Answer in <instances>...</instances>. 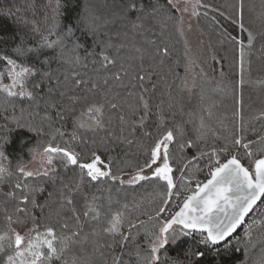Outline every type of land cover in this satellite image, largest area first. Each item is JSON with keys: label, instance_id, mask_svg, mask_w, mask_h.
I'll return each instance as SVG.
<instances>
[{"label": "trees", "instance_id": "1", "mask_svg": "<svg viewBox=\"0 0 264 264\" xmlns=\"http://www.w3.org/2000/svg\"><path fill=\"white\" fill-rule=\"evenodd\" d=\"M124 2L61 0L57 17L56 0H0V55L7 54L13 58L12 50L21 40L28 47L37 46L41 35H47V30L56 22L54 17L61 25H75L78 17L88 13L99 18L95 35L81 23L73 37L83 46L78 55L84 59L72 67L86 81L85 84L76 86L72 76L64 82L69 66L60 60L58 50L44 49L38 58L30 55L27 61L18 62L52 71L53 76L60 77L59 87L53 79L34 89L32 83L41 79V72H37L28 85L29 90L36 94L35 100L8 97L0 91V152L4 153L0 166L13 173L0 184V235L5 232L11 235L9 225L14 229L12 221L21 215L15 210L18 201L8 196L9 192L16 191L14 184L24 179L17 171L18 167L31 163L35 154L49 144L71 148L80 154L81 162L95 152L104 161L103 167L111 164L113 172L124 176L144 164L149 149L165 129H174L179 124L185 133L184 136L177 134L178 142L169 146L174 179L178 185L170 200L164 201L159 194L163 190V182L154 179L135 184L111 180L90 182L86 179L81 192L75 195L74 203L76 214L81 215L82 220L80 238L70 245L62 259L54 258L51 264H65L73 257L87 264H113V257L121 253L123 264H137L135 247L139 244L141 250L147 248L144 230L153 228L154 221L150 217H155L162 201L166 210L159 218L161 224L180 209L187 196L195 191L197 183L202 185L209 179V169L217 159L225 163L232 155H237L251 170L255 159L264 158V0H244L243 29L236 15L238 0H200L208 7L199 12L197 23L206 36L211 59L195 64V84L188 98L184 86L190 67V49L181 29L177 8L171 0H137L145 7L144 27L133 30L130 21L139 15L137 9L131 10L127 20L115 16ZM206 8L211 9V13ZM150 12L154 15H148ZM214 15L221 17L223 22ZM35 28L39 31H34ZM249 32L254 37L251 45L247 39ZM241 40L244 42L242 67L238 47ZM109 41L113 47L107 49V53L115 63L101 69L100 53ZM137 48L141 51L137 52ZM164 48H167V54L163 53ZM0 73L5 74L3 83L11 82L2 62ZM114 73L121 75L119 81L114 78ZM137 75L144 79H136ZM50 88L53 90L51 97ZM60 92H66V95L61 97ZM68 96L77 99L69 100ZM140 96L148 101L149 110L142 108ZM50 98L57 100L61 104L59 111L66 114L57 115L58 110L49 107ZM91 103L103 104L104 126L76 129L77 139L73 140V121ZM112 103L117 105L115 109L111 107ZM209 109L211 116L208 115ZM190 112L196 113L191 118L192 123H188ZM200 115L211 131L206 130L207 135L197 147L181 150L179 142L195 138ZM48 116L50 120L46 118ZM120 116L125 117L123 122ZM57 128L64 133L62 137L56 133ZM53 135H56L55 140ZM234 139H240L241 145H234ZM243 144L249 147L245 149ZM213 150L217 155H201V151L211 154ZM247 152H252L253 156H248ZM189 160L193 164L183 167ZM55 170V180L43 175L27 180L33 188L42 189L33 193L37 206H27L33 223L29 224V230L35 228L43 232L45 225H53L60 233L64 220L70 228L76 227L72 219L73 206L60 207V192L67 191L65 185L70 187L77 181L79 169L62 165ZM182 174L184 180H181ZM92 197H95L94 202ZM90 204L101 212L98 221L82 215L89 210ZM263 205L264 200L227 245H201L199 241L203 234L195 232L167 245L169 257L182 264H189L193 259L195 264H264ZM116 211L123 212L127 221L136 226L130 227L127 221L125 223V235L130 231L135 238L127 245L119 243L118 237L113 240L103 231ZM9 216L11 221L7 219ZM63 231L71 235L70 231ZM94 231L97 235H93ZM85 237L88 238L86 242ZM196 250L206 252L202 261L191 257V252Z\"/></svg>", "mask_w": 264, "mask_h": 264}, {"label": "snow or ice", "instance_id": "2", "mask_svg": "<svg viewBox=\"0 0 264 264\" xmlns=\"http://www.w3.org/2000/svg\"><path fill=\"white\" fill-rule=\"evenodd\" d=\"M51 2V0H50ZM198 6L208 7V5H201L200 0H196V4L193 6V15H199L196 11ZM61 8V0H56V12L57 17L59 15V9ZM155 8V6H154ZM236 15L240 19L241 29L244 28L243 24V12H244V0H238L236 6ZM132 9H137L139 15H137L134 21H130L131 28L133 30L142 29L144 27L145 19V7L142 4H138L137 0H125L121 5V9L115 16L122 20L129 18V13ZM187 9H185L186 11ZM148 15H154V12L148 13ZM56 22L47 30V35H41L40 43L35 47H28L26 42L21 40L12 50L14 57L10 55H0V62H2L7 68V77L10 78L11 83L5 84L2 82V77L5 74L0 73V91L7 94L8 97H27L28 99L35 100L36 94L33 90H29L28 85L33 82V78L37 72H41V79L39 82L32 83L33 88H39L45 81H51L53 79L57 82V87L61 84L59 76H53L52 71H43L37 68L35 65H28L26 63H19L18 61H27L30 55L37 58L41 55L44 49H56L58 50L60 60L68 65L70 71L68 75L64 76V82H67L69 76L74 77V84L80 86L85 84L79 74L76 72L72 65H78L84 58L78 55V51L81 44L77 43L73 39L75 31L79 24L83 23L88 28V31L95 35L98 31V20L93 13H88L86 16L78 17L75 25H61L59 20L54 17ZM34 31H39L35 28ZM248 44L251 45L254 37L252 33H248ZM69 40L71 44L69 45ZM113 47L111 41H109L101 50L100 56V68L106 69L108 65L115 63L113 57L107 53V49ZM123 47V45H121ZM241 67L244 57V42L243 40L238 42ZM137 52L141 49L137 48ZM164 54H167V48L163 50ZM71 53L72 55H69ZM47 63V61H45ZM125 75L127 73L125 72ZM116 80L121 79L119 73H114ZM136 79L143 80L144 77L137 75ZM107 83V81H105ZM243 83V81H241ZM18 89V90H17ZM52 89H49V96L51 97ZM59 95L64 97L66 92H60ZM69 100L75 101V96H68ZM142 108L149 110V103L143 96L139 97ZM49 107L56 108L57 115L63 116L66 113L59 111L61 104L55 99L48 101ZM111 107L115 109L117 105L111 104ZM211 109L208 110V115L211 116ZM188 123H192V117L196 116V113L190 112ZM104 106L99 103L88 104L83 111L73 121L74 130L71 134L73 140L77 139L76 129H94L104 126ZM51 119L50 116L46 117ZM119 119L123 122L124 116H120ZM144 117L141 116L140 120L143 121ZM199 125L196 127L195 138L188 139L183 142H179V147L183 150L185 147H197L199 142H202L207 135V131H211L205 123L204 117L200 115L198 117ZM163 120V117H161ZM42 129H36L41 131ZM207 130V131H206ZM56 133L61 137L64 133L57 128ZM177 134L184 136L183 127L179 124L173 128H167L159 136L148 152V159L143 165H138L135 172L129 174L128 184H134L141 181H147L154 179L162 183V191L159 193L164 201L170 200L174 194V190L178 188L174 179V169L172 167L173 161H171L170 143H177ZM52 139H56V135L52 136ZM240 139H234V145H241ZM245 149L249 147L248 144L242 145ZM35 153V149L32 150ZM264 151V149H262ZM46 157V163L51 165L50 169H45L42 173L33 171H26L23 166L18 167L17 171L23 180H18L14 184V189L8 193L9 197L16 199L18 205L16 207L17 213H22L25 219L28 218L27 206L31 204L36 207V201L33 193L42 189L33 188L31 183H28V178H35L40 175L49 177L52 180L56 179L54 159H58L61 164L67 168L68 166H75L79 169V176L77 181L72 186L65 185L67 191L61 190L60 192V207L64 208L66 205L72 207V219L76 223L75 228H70L67 220H64L61 224L62 231L57 232L55 226L45 225V230L39 232L33 228L29 230L28 235H22L15 229H11L9 225V231L4 235H0V264H51L55 258L57 260L62 259L70 245L80 238L79 229L82 227L81 215L76 214L74 207L75 195L81 192L85 180L90 182H101L103 180H111L124 184L125 180L122 176L112 171L111 164L106 167H101L104 161L95 152L85 162H81V156L71 148L52 146L49 144L43 150ZM248 156H253L252 152L246 153ZM201 155H217L213 150L211 154L201 151ZM4 153L0 152V158H3ZM216 167L211 171V179L204 183L202 186L197 183L195 191L187 196L184 200L182 207L179 211L175 212L169 219L165 220L162 224L159 223V218L165 207L162 206L156 210L155 217H150V220L154 221L153 228L151 230L145 228V237L147 239V248L141 250L140 245L135 247V255L137 257V264H182L180 261L173 260L169 257L167 252V245L180 240L182 237L191 235L192 233L199 232L203 234V238L199 241L201 245H220L221 242L228 244V240L232 234L244 221L245 217L253 210L258 201L264 200V158L255 159L254 172L249 167H245L237 155H232L225 163H220L219 159L216 160ZM189 164H193V161L189 160L183 167L187 168ZM195 166V165H194ZM145 167L152 169L151 175L145 174ZM123 171V170H120ZM50 172L52 173L49 176ZM13 176V173L6 168L0 166V184L6 182L8 177ZM185 177L181 175V180ZM191 183V181H188ZM19 192V195H17ZM51 195V194H50ZM91 200L94 202L95 197ZM19 205H24L20 207ZM84 217H91L92 220L98 221L101 217V212L95 207L89 205V210H86L82 214ZM223 217V218H222ZM11 221L12 217H7ZM25 219H18L17 223L23 224ZM127 218L123 212H114L107 221V226L103 231L108 234L113 240L119 238V243L127 245L130 240L135 238L131 232L125 235L124 226ZM130 227H136L131 224V221H127ZM143 224V222H141ZM71 232V235L65 234V231ZM35 233V235H32ZM93 235H97L95 231ZM139 232H137V236ZM87 237L84 241H87ZM230 246V245H229ZM122 255L113 257V264H123ZM191 257L200 258L202 261L206 255L205 251H192ZM65 264H87L82 262L76 257H73L71 261H65ZM189 264H195V260H190Z\"/></svg>", "mask_w": 264, "mask_h": 264}, {"label": "rangeland", "instance_id": "3", "mask_svg": "<svg viewBox=\"0 0 264 264\" xmlns=\"http://www.w3.org/2000/svg\"><path fill=\"white\" fill-rule=\"evenodd\" d=\"M171 2L173 3V5L177 8L178 12L180 13L181 22H182L181 29L187 41L188 47L190 49V67H189L187 81L184 86L186 98H188L189 93L192 91L194 84H195V73H194L195 64L208 61L210 58L211 52L208 47V42H207L205 34L198 27L197 15L192 14L193 6L196 4V0H171ZM185 9L187 10L185 11ZM203 9H204L203 6H198L196 8V11L199 13ZM206 11H209V13H211L212 10L206 8ZM214 16L219 21L223 22L221 17H219L218 15H214ZM43 150L37 152L32 162L24 167L26 171L42 173L45 169H50L52 167L51 165H48L46 163V157L44 156ZM219 161L220 163L223 162V160L221 159H219ZM53 164L55 165V169L62 166L61 162L58 159H54ZM216 166L218 165L214 163L209 169L210 172L214 170V167ZM101 167L103 166L101 165ZM144 171H145V174L151 175L152 169L146 168ZM251 171L254 172L253 166L251 167ZM122 177L125 180L124 184H128L127 180L129 179V175H124ZM27 214H28L27 219H25V216L22 213L18 218V219H25V222L23 224L17 223L18 219L12 221V225L14 229L17 232L21 233L22 235H28L29 234V224H33L31 221L32 219L31 214L29 212H27Z\"/></svg>", "mask_w": 264, "mask_h": 264}, {"label": "water", "instance_id": "4", "mask_svg": "<svg viewBox=\"0 0 264 264\" xmlns=\"http://www.w3.org/2000/svg\"><path fill=\"white\" fill-rule=\"evenodd\" d=\"M254 170H255V169H254ZM209 179H211V177H210ZM209 179H208V180H209ZM208 180H207V181H208ZM207 181H206L205 183H207ZM203 184H204V183H203ZM203 184H202V185H203ZM202 185H201V186H202ZM261 201H262V200H261ZM261 201H258V202H257V205L254 206L253 210H252V211H251V212L245 217L244 221H245V220L247 219V217H248V216H249V215H250V214H251V213H252V212H253V211L259 206V204L261 203ZM182 205H183V204H182ZM181 207H182V206H181ZM178 211H179V210H178ZM222 218H223V217H222ZM244 221L240 224V226H239V227L236 229V231L232 234L231 238H233V237L235 236V234L239 231V229H240V227L242 226V224L244 223ZM231 238H230V239H231ZM230 239H229V240H230ZM221 243H223V242H221Z\"/></svg>", "mask_w": 264, "mask_h": 264}, {"label": "built area", "instance_id": "5", "mask_svg": "<svg viewBox=\"0 0 264 264\" xmlns=\"http://www.w3.org/2000/svg\"><path fill=\"white\" fill-rule=\"evenodd\" d=\"M264 206V205H263ZM259 207V206H258Z\"/></svg>", "mask_w": 264, "mask_h": 264}]
</instances>
